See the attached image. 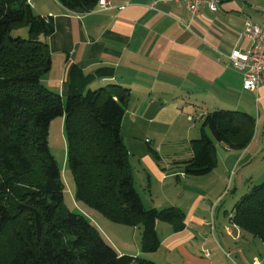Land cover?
Listing matches in <instances>:
<instances>
[{
    "label": "trees",
    "instance_id": "obj_1",
    "mask_svg": "<svg viewBox=\"0 0 264 264\" xmlns=\"http://www.w3.org/2000/svg\"><path fill=\"white\" fill-rule=\"evenodd\" d=\"M68 10L88 12L99 0H58ZM51 16L36 14L28 0H0V264H155L143 256L120 254L85 215L63 201L64 184L48 146L50 121L63 116L68 165L75 199L115 223L142 227L141 252L153 253L158 221L183 227L172 206L144 208L134 187L120 128L129 89L93 87L108 71H68L66 99L42 81L51 68L47 38ZM247 113L215 109L206 113L192 155L181 164L186 176L208 174L216 166L215 143L242 150L253 136ZM21 180V181H20ZM231 224L264 242V181L234 204Z\"/></svg>",
    "mask_w": 264,
    "mask_h": 264
},
{
    "label": "crops",
    "instance_id": "obj_2",
    "mask_svg": "<svg viewBox=\"0 0 264 264\" xmlns=\"http://www.w3.org/2000/svg\"><path fill=\"white\" fill-rule=\"evenodd\" d=\"M28 2L36 14L51 16L54 23V32L47 38L51 68L42 78L45 86L65 98L68 71L73 64L81 66L85 74L111 72L96 79L92 86L117 84L129 89L121 126L130 128L129 135L135 141L145 140L140 154L132 146L127 149L133 156L129 163L137 164L142 171L150 169L162 183L165 176L175 174L176 183H184L180 185L184 188L182 194L192 201L185 205L190 210L184 213L183 207L168 197L159 206L150 205L151 201L146 204L140 197L146 209L178 208L183 214V227L176 231L172 224L170 230L161 226L159 234L157 222L158 249L153 253L139 250L130 255L143 256L157 264L156 258L162 261V250L166 249L167 255L181 251L185 264H211L201 252L186 245L198 241L208 221L212 222L213 211L231 190L229 183L232 187L243 181L235 179L236 176L255 172L264 176V84L254 91L243 90V74L228 58L233 49H244L250 44L242 35L247 19L264 23V0H224L218 11L202 6L193 17L182 0H106V7L98 3L84 13L68 10L58 0ZM215 109L247 113L254 119V127L251 141L242 150L215 143L216 166L208 174L223 181L212 200L210 194L193 184L197 180L189 179L193 176L183 173L181 163L192 155L190 143L200 135L203 116ZM121 136L124 142L122 133ZM157 138H171L168 143L179 140L176 145L182 144L183 148L185 145L187 153L175 161L180 157L176 148L174 167H162L153 159L151 152ZM157 155L159 160L163 158L158 152ZM216 170L218 176L214 174ZM232 175L234 179L230 182ZM250 177L246 180L248 184L253 180ZM233 189L235 192L237 187ZM208 202L209 213L199 208ZM232 209L229 213L225 211L228 221ZM163 257V261L168 259Z\"/></svg>",
    "mask_w": 264,
    "mask_h": 264
},
{
    "label": "rangeland",
    "instance_id": "obj_3",
    "mask_svg": "<svg viewBox=\"0 0 264 264\" xmlns=\"http://www.w3.org/2000/svg\"><path fill=\"white\" fill-rule=\"evenodd\" d=\"M66 97L63 98L65 101ZM121 133L124 138V142L126 144L127 149L131 146L134 149H139L138 154L141 153V144L144 146V138L136 139L129 135L130 128L126 127L123 124V127L120 128ZM165 139L164 141H162ZM48 146L51 154L56 160L57 166L60 170V177L64 184L63 191V201L64 204L73 212L80 213L85 215L87 220H89L92 224H94L100 231L101 235L104 237L106 241L110 244L114 245L117 251L125 252L129 254H134L141 250V234L142 227L139 225H125L122 223H115L104 217L99 212L89 208L85 204L77 201L75 199V184L71 169L68 165V157H67V137L65 132V121L63 116H57L53 118L48 127ZM144 140V142H142ZM154 149L151 152L153 159L155 162L159 163L160 166L169 168L174 167L173 158L174 153L178 149L179 156L176 159L182 158L187 152L182 147V144L176 145V143H180L179 140H176L174 143H168L171 141V138H157L155 140ZM157 152L163 156L161 160H159ZM129 162L133 156L131 154L128 155ZM134 161L137 162V159ZM171 164V165H170ZM131 172L133 176V182L135 187L137 188V192L140 197L146 200V204L159 206L163 202L164 198L168 197L174 201L181 207H183V212H188L190 210V206L186 208V204L188 202H192L190 197L186 194H182L184 192V188L180 187L183 185V181L181 184H177L175 180V174L172 176H165L164 183L161 180L156 178L155 175L150 172V183L148 185L147 180V172L142 171L141 167L137 166V164H130ZM176 170V168H171ZM169 171V169H168ZM249 171V170H248ZM254 171V170H252ZM218 171L216 170L214 174L218 176ZM166 173V170L164 171ZM165 175V174H164ZM252 175L251 184H248L250 180V176ZM244 174L242 176H236L235 179L243 178V181H240L237 184H233L232 187L229 188L231 190L224 195V198L219 202L218 207L213 211L212 222L211 219L208 221L209 223L205 226V229L202 231V234H199L198 241H191L186 246L190 247V250H196L197 252H201L205 258L211 261V264H264V242L258 237L253 236L252 234L245 232L238 228L237 226L231 224L227 220L226 212L228 213L232 209V205L234 202L239 199L249 187L254 184H258L264 181V178H260L262 175L259 173H251ZM264 177V176H262ZM189 179L197 180L194 181L193 184L198 188H202L204 193H208L209 197L212 200L215 199L216 192L222 185V180L215 179L214 175H203L197 177H191ZM185 180L187 183L188 180ZM229 179V178H228ZM234 176H230V182H232ZM246 180H248L246 182ZM21 181V180H20ZM227 178H225L223 182V187L226 186ZM235 182V181H234ZM171 185H175V188H171ZM213 186V190L209 191V188ZM234 186L237 187L234 192ZM152 195L150 198L149 191ZM235 194H234V193ZM212 193V194H211ZM152 199V200H151ZM155 206V207H156ZM157 208V207H156ZM201 210H205L206 212H210V203L207 205L199 206ZM184 212V213H185ZM161 226H166V229H172L171 224L167 222L158 221L157 224V232L161 234ZM166 252V249L162 250V254L165 258H168L163 261V255H161L160 260L159 257L156 258L157 264H185L184 255L181 251L177 252V254H169ZM184 257V258H183Z\"/></svg>",
    "mask_w": 264,
    "mask_h": 264
},
{
    "label": "built area",
    "instance_id": "obj_4",
    "mask_svg": "<svg viewBox=\"0 0 264 264\" xmlns=\"http://www.w3.org/2000/svg\"><path fill=\"white\" fill-rule=\"evenodd\" d=\"M224 0H182L186 10L193 17L202 6L215 12ZM99 5L106 7V0H99ZM242 35L250 42L244 49H233L229 55L231 65L243 74L242 89L254 91L259 84H264V23L258 24L247 19Z\"/></svg>",
    "mask_w": 264,
    "mask_h": 264
}]
</instances>
